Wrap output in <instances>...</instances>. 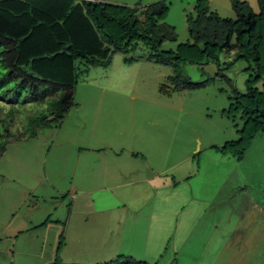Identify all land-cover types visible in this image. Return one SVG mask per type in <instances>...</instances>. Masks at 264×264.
<instances>
[{"label": "rangeland", "instance_id": "rangeland-1", "mask_svg": "<svg viewBox=\"0 0 264 264\" xmlns=\"http://www.w3.org/2000/svg\"><path fill=\"white\" fill-rule=\"evenodd\" d=\"M198 1L163 0L162 22L176 41L161 51L186 41V16ZM204 1L232 17L229 0ZM245 1L256 12L255 0ZM102 2L142 9L156 0ZM142 52L128 53L131 65L114 53L106 68H88L57 128L8 141L0 157V264H49L59 233L66 264L118 256L147 264H264V131L240 161L230 154L236 147L221 153L240 138L241 124L236 115L220 116L231 92L215 65L179 64L175 73L190 83H212L163 94L158 88L173 68L135 60ZM246 65L223 71L240 93ZM254 85L262 92L264 80Z\"/></svg>", "mask_w": 264, "mask_h": 264}, {"label": "trees", "instance_id": "trees-1", "mask_svg": "<svg viewBox=\"0 0 264 264\" xmlns=\"http://www.w3.org/2000/svg\"><path fill=\"white\" fill-rule=\"evenodd\" d=\"M102 1L0 0V157L11 138L27 140L36 129L59 126L74 106V86L88 68H106L114 53L122 55L124 65H131L134 59L128 53L140 49L143 52L135 60L173 68L168 85L158 88L163 94L194 91L212 83V78L190 83L175 73L179 64L215 65V76L231 92L220 116L231 121L237 116L241 124L240 138L219 150L223 153L227 145L236 147L230 154L240 161L250 140L264 131V88L262 92L253 88L258 79L264 80V0H255L256 12L245 0H229L232 17H220L209 10L206 1L199 0L194 16H186V41L165 52L160 46L175 42L176 34L162 22L163 0L142 9ZM222 57L226 60L221 61ZM238 61L246 62L249 72L244 93L237 92L223 72ZM13 130L20 133L13 135ZM57 240L49 264H66L59 259L61 233ZM103 264L147 262L118 256Z\"/></svg>", "mask_w": 264, "mask_h": 264}]
</instances>
